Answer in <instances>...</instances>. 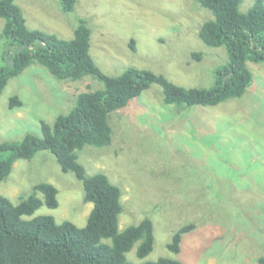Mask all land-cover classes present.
I'll list each match as a JSON object with an SVG mask.
<instances>
[{"label": "rangeland", "instance_id": "374dc122", "mask_svg": "<svg viewBox=\"0 0 264 264\" xmlns=\"http://www.w3.org/2000/svg\"><path fill=\"white\" fill-rule=\"evenodd\" d=\"M14 2L29 29L64 40L85 20L90 55L108 76L136 68L186 88H209L215 71L229 61L225 48L212 49L200 40L201 26L212 15L194 0H77L69 13L60 0ZM254 2L243 0L241 11ZM4 23L0 18V33ZM193 53H202L201 61ZM247 65L253 82L241 98L215 107L165 105L162 88L154 84L110 115L111 145L78 151L87 176L104 174L121 189L120 231L145 218L153 222V251L139 259L138 242L126 254L129 262L258 264L264 256V63ZM102 88L92 76L61 82L45 67L31 65L0 93V143L27 134L41 137L40 121L52 124L75 107L78 94ZM14 95L22 106L11 109ZM40 183L56 187L59 205H43L24 219L50 215L57 223L86 226L93 206L84 203L82 183L63 172L49 151L15 162L0 183V196L17 204ZM189 224L195 229L183 235L174 255L168 244Z\"/></svg>", "mask_w": 264, "mask_h": 264}, {"label": "trees", "instance_id": "16d2710c", "mask_svg": "<svg viewBox=\"0 0 264 264\" xmlns=\"http://www.w3.org/2000/svg\"><path fill=\"white\" fill-rule=\"evenodd\" d=\"M208 10L212 19L201 26L200 40L209 48H225L229 61L215 71L209 88H186L170 82L163 75L129 68L119 76H108L90 55L91 30L80 20L73 38L64 40L54 34L28 28L22 9L14 0H0V18L5 20L0 33V93L9 82L31 65L45 67L61 82H75L92 76L102 89L78 94L75 107L59 115L52 124L40 121L42 136L27 134L21 141L0 143V183L11 174L18 160H30L41 151H49L65 173H72L82 183L84 203L92 204L86 226L64 221L57 223L50 215L32 216L41 206L58 207V190L40 183L32 194L15 204L0 196V264H134L126 254L140 243L136 255L147 257L154 248V226L149 218L138 225L119 230L122 191L106 175L87 176L78 162V151L85 146L106 147L113 141L110 115L126 108L152 85L163 90L165 105L215 107L244 96L253 82L248 62L264 63V0H255L241 11L243 0H194ZM77 0H60L64 12L73 11ZM132 51H136L134 41ZM201 61L202 53H193ZM22 106L17 95L9 99V108ZM44 197L41 200L37 194ZM194 224L175 233L168 249L178 255L183 235ZM109 242V243H107ZM143 264H183L160 258ZM264 264V256L258 259Z\"/></svg>", "mask_w": 264, "mask_h": 264}]
</instances>
